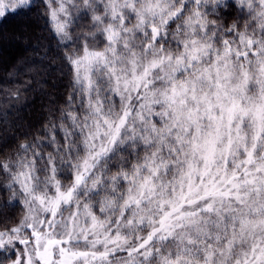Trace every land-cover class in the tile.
<instances>
[{
    "label": "snow or ice",
    "instance_id": "snow-or-ice-1",
    "mask_svg": "<svg viewBox=\"0 0 264 264\" xmlns=\"http://www.w3.org/2000/svg\"><path fill=\"white\" fill-rule=\"evenodd\" d=\"M221 3L81 0L92 31L64 55L60 123L0 162L4 206L25 209L0 264H264V0H238L243 30L209 19ZM69 15L51 11L65 41Z\"/></svg>",
    "mask_w": 264,
    "mask_h": 264
},
{
    "label": "trees",
    "instance_id": "trees-1",
    "mask_svg": "<svg viewBox=\"0 0 264 264\" xmlns=\"http://www.w3.org/2000/svg\"><path fill=\"white\" fill-rule=\"evenodd\" d=\"M18 13L0 17V162L18 159L24 154L21 144L43 139L51 123L59 124L72 92L73 70L64 55L73 46L56 34L47 3L39 0ZM79 26L72 27L74 34ZM62 135L57 131L58 138ZM44 151L52 148L45 144ZM38 175L43 178L44 173ZM58 179L68 184L71 177L65 173ZM8 182L7 173L0 170V227L19 220L25 211L15 201L4 206L10 196Z\"/></svg>",
    "mask_w": 264,
    "mask_h": 264
},
{
    "label": "rangeland",
    "instance_id": "rangeland-1",
    "mask_svg": "<svg viewBox=\"0 0 264 264\" xmlns=\"http://www.w3.org/2000/svg\"><path fill=\"white\" fill-rule=\"evenodd\" d=\"M37 1L39 0H32L31 4ZM43 1H45L48 5L49 18L55 29V21H53L52 19L51 11L55 8H58L61 0ZM80 2L81 0H67V7L70 11V15L67 17V19L70 22L69 31L72 35V40L66 41V44L72 45V48H76L83 41L85 33L92 31V28L90 26V13L83 7L79 6ZM204 10L209 13V19H215L226 27H230L235 22L239 24L241 26V30H243V25L245 23H250L248 9L240 5L238 3V0H222V3L216 6V10L214 12L212 11V5H205ZM60 16L63 19V14H60ZM82 17L86 18L87 20L83 22ZM77 25L80 26L77 27L76 33L74 34L72 31V27H75ZM252 27H254V25L249 27V32L252 31ZM97 42L100 47H103V37L98 36ZM81 247H83V245H81ZM4 255L11 257V251L5 252Z\"/></svg>",
    "mask_w": 264,
    "mask_h": 264
}]
</instances>
